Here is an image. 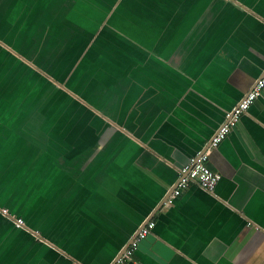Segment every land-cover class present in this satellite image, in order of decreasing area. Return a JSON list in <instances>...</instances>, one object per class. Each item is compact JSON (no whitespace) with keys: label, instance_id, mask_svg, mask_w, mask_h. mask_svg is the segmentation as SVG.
Here are the masks:
<instances>
[{"label":"crops","instance_id":"obj_1","mask_svg":"<svg viewBox=\"0 0 264 264\" xmlns=\"http://www.w3.org/2000/svg\"><path fill=\"white\" fill-rule=\"evenodd\" d=\"M0 57V264H112L263 72L264 0H0ZM207 164L125 264H264V89Z\"/></svg>","mask_w":264,"mask_h":264},{"label":"built area","instance_id":"obj_2","mask_svg":"<svg viewBox=\"0 0 264 264\" xmlns=\"http://www.w3.org/2000/svg\"><path fill=\"white\" fill-rule=\"evenodd\" d=\"M264 89V70L255 80L252 88L246 92L242 98L225 114L224 122L217 128L211 138L205 143L202 150L189 158L188 162L177 171V181L175 188L168 198L163 202V206L169 204L171 199L181 195V192L194 183L200 189L208 193H213L220 179V175L214 172L208 166L207 162L211 152L216 150L220 142L230 132L231 128L238 122L241 115L245 114L252 103L261 94ZM162 206V207H163ZM0 214L13 221L15 226L23 227L24 223L21 218H16L5 208H0ZM154 221L148 220L135 233L134 238L128 246L118 256L112 264H125L132 260L133 254L138 250V246L151 233L154 228Z\"/></svg>","mask_w":264,"mask_h":264},{"label":"trees","instance_id":"obj_3","mask_svg":"<svg viewBox=\"0 0 264 264\" xmlns=\"http://www.w3.org/2000/svg\"><path fill=\"white\" fill-rule=\"evenodd\" d=\"M26 27H24V31H26L28 28H26ZM40 38H41V36L40 35H38L37 36V40L39 41L40 40ZM5 55H6V58L5 59H3V63H4V70L5 71H10V72H12L13 71V69H15V67L17 66V64H22L21 63V61L20 60H18V59H16L15 57H13L12 55H10L8 52H3ZM38 54V53H37ZM8 55V56H7ZM1 58V57H0ZM1 60H2V58H1ZM15 72V71H14ZM24 73V71H21V75ZM8 74H10V73H7L5 76H6V78L4 79V78H1L0 79V82H7L8 81V79H11V81L13 80V81H15V80H17V76H15V75H10V76H8L7 77V75ZM4 79V80H3ZM10 84H14V83H10Z\"/></svg>","mask_w":264,"mask_h":264},{"label":"water","instance_id":"obj_4","mask_svg":"<svg viewBox=\"0 0 264 264\" xmlns=\"http://www.w3.org/2000/svg\"><path fill=\"white\" fill-rule=\"evenodd\" d=\"M7 49L10 51V48L9 47H7ZM31 64V63H30ZM103 117L105 118V120H108V118L105 116V115H103ZM203 149V148H202ZM175 188V186L170 190V192L168 193V194H166V196L164 197V198H162L161 199V201L159 202V204H158V206L155 208V210L153 211V213L145 220V222H147L148 220H151L152 219V217H153V215L155 214V212H156V210H159L160 208H162V206H163V202L168 198V196L170 195V193L172 192V190ZM144 222V223H145ZM144 223L142 224V225H144ZM141 225V226H142ZM134 236H135V234H134ZM134 236L129 240V242L134 238ZM129 242H128V244H129ZM128 244H126L123 248H122V250L118 253V255L116 256V258L118 257V256H120V254L124 251V249L128 246ZM115 258V259H116ZM114 259V260H115ZM114 262V261H113ZM112 262V263H113Z\"/></svg>","mask_w":264,"mask_h":264},{"label":"rangeland","instance_id":"obj_5","mask_svg":"<svg viewBox=\"0 0 264 264\" xmlns=\"http://www.w3.org/2000/svg\"><path fill=\"white\" fill-rule=\"evenodd\" d=\"M1 109H2L3 114L8 115V114H6V107L3 106V108H1Z\"/></svg>","mask_w":264,"mask_h":264},{"label":"flooded vegetation","instance_id":"obj_6","mask_svg":"<svg viewBox=\"0 0 264 264\" xmlns=\"http://www.w3.org/2000/svg\"><path fill=\"white\" fill-rule=\"evenodd\" d=\"M8 93H6V95H7Z\"/></svg>","mask_w":264,"mask_h":264}]
</instances>
